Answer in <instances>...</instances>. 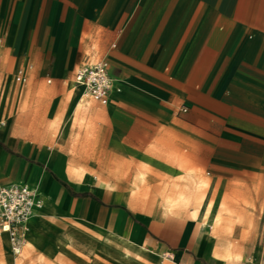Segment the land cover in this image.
Instances as JSON below:
<instances>
[{
  "label": "crops",
  "instance_id": "crops-1",
  "mask_svg": "<svg viewBox=\"0 0 264 264\" xmlns=\"http://www.w3.org/2000/svg\"><path fill=\"white\" fill-rule=\"evenodd\" d=\"M100 58L114 79L106 104L74 84L76 69ZM77 159L108 175L135 167L131 190L145 165L152 189L170 191L165 212L132 213L104 178L94 191L76 186L66 177ZM163 176L181 177L179 187ZM198 177L203 191H243L264 207V0H0V186L24 183L44 198L54 188L55 202L71 200L63 215L116 227L141 249L124 261L111 253L116 238L88 230L94 243L74 237L70 250L89 247L98 264H264L263 248L220 247L207 231L217 216L231 224L213 213L216 198L205 223L178 209L194 207L180 204ZM168 196L178 201L165 210ZM78 223L55 226L64 235Z\"/></svg>",
  "mask_w": 264,
  "mask_h": 264
},
{
  "label": "rangeland",
  "instance_id": "rangeland-1",
  "mask_svg": "<svg viewBox=\"0 0 264 264\" xmlns=\"http://www.w3.org/2000/svg\"><path fill=\"white\" fill-rule=\"evenodd\" d=\"M76 118L80 119L82 118V115L78 114ZM77 147H82L80 149L83 151L84 148L90 150L92 146L89 147V145L78 144ZM64 149L67 151V146H64ZM111 162L113 163V161ZM82 168L85 169L83 175L79 173L83 170ZM140 169H142V166ZM135 171L136 168L132 166L127 175H108L102 173L100 169L85 165L82 160L77 159L73 162V171H71L72 173H69L66 179L76 186L81 188H89L94 191L95 183L99 187H105L107 185V183L101 179L104 178L114 186V190L112 192H108L110 197L116 198L113 201L117 203H123L132 213L151 214L156 212L163 214L165 211L163 207H161V201L163 200V196L170 191L159 192L153 190L152 186L149 185L151 176L148 174L143 181L136 182L134 190H131V182ZM198 178H196L197 181L193 180L191 182L193 184V186H191L193 187V190L190 191V195L187 194L188 197L183 201L184 203L182 202L180 205H186L187 203L193 204L195 195L199 194H204V203L216 198L217 205L213 213H216L220 208L224 216L231 220L230 227H224L223 225L217 227L206 226L209 233L218 237V245L221 247L226 243H229L232 249L247 248L249 251L253 250L252 252H256L262 248L264 249V207H261L260 203H257V205L254 206L252 202L246 201L248 198H246L245 195L248 193L243 191H203V188H205L208 183L207 181H202L201 178ZM161 179L163 183H174L173 181L169 182L168 177L163 176ZM174 179H177V182L174 183V187H179L178 184H180L181 177H175ZM119 183H123V185H119ZM144 196L145 198H143ZM127 202H130V204L128 205ZM70 203L71 200L67 197H63L59 204L55 202L54 188L49 194L45 196L41 207L29 220L28 230L22 241L23 249L19 255H14L12 251L11 253L9 252V248L11 250L9 240L4 234H2L3 236L0 234V264H58L53 259V257L58 254L59 250L63 251V258L66 259L63 264H98L94 262L92 256L90 255H95V253L89 247L78 250V253L75 250H70V248L66 247L64 243L59 240L57 234L61 235V231L56 226L59 228H64L69 221H79L80 223L78 224H68L65 233L67 231H72L74 233L73 235H75L74 237H83L91 243H94V240L92 237H88V230L97 236H101L107 234V231L119 234L117 232V228L115 227L114 229L104 230L83 222L73 214L68 213L63 215ZM178 209L185 212L192 210V206L189 208L180 207ZM171 210L173 211L175 209ZM187 213L190 214V211ZM61 215L63 216L60 217ZM57 217L60 218L55 221V226L53 224V220ZM27 239L29 241H27ZM100 239L105 241L104 237H101ZM58 241H60L62 244ZM25 245L38 247L40 252L46 255L40 254L36 249L28 248ZM235 252H238V250ZM111 253L123 259L119 255V251H111ZM236 257L239 258L238 256ZM95 258L98 259V257ZM123 260L126 261L125 259ZM132 261L133 260L127 262ZM118 262V260L116 261L111 258L107 259V264H119Z\"/></svg>",
  "mask_w": 264,
  "mask_h": 264
},
{
  "label": "built area",
  "instance_id": "built-area-1",
  "mask_svg": "<svg viewBox=\"0 0 264 264\" xmlns=\"http://www.w3.org/2000/svg\"><path fill=\"white\" fill-rule=\"evenodd\" d=\"M16 81L24 82L20 71ZM74 84L82 88V95L100 104H106L114 79L109 73L108 61L100 58L85 63L74 72ZM43 202V195L36 188L24 183H11L0 186V230L7 234L11 251L21 252L26 221Z\"/></svg>",
  "mask_w": 264,
  "mask_h": 264
},
{
  "label": "bare ground",
  "instance_id": "bare-ground-1",
  "mask_svg": "<svg viewBox=\"0 0 264 264\" xmlns=\"http://www.w3.org/2000/svg\"><path fill=\"white\" fill-rule=\"evenodd\" d=\"M27 96V95H26ZM79 104V103H78ZM71 164V163H70ZM123 165V164H122ZM67 169V168H66ZM148 168L145 166L144 167V169H140V170H138V172H137V174H136V178H137V180L138 181H143L144 179H145V177H146V170H147ZM150 169V168H149ZM70 172L71 171H73V168H69L68 169ZM80 170V169H79ZM77 171V170H76ZM81 171V170H80ZM79 173H81L82 175L84 174V170H82L81 172H79ZM81 176V175H80ZM204 184V183H203ZM203 186V185H202ZM133 187V186H132ZM37 189V188H36ZM142 190V189H141ZM37 191L38 192H40L41 194H42V192L41 191H39L38 189H37ZM180 191V190H179ZM178 191V192H179ZM43 195V194H42ZM180 195V194H179ZM178 196V195H177ZM181 196V195H180ZM175 197H176V195H175ZM183 197V196H182ZM202 197H203V195H197V196H195V205H194V207L192 208V211H191V214L193 215V217H199V219L203 222V223H205L206 222V219H207V216H208V214H209V212H210V209H211V202H207V203H204V205H202L201 204V202H200V200L202 199ZM143 198H145V196L143 197ZM179 198V197H178ZM43 199H44V195H43ZM167 199V201L166 202H164L163 203V206L165 207V210H169L170 208L168 207V205H170V200L172 199L173 200V197L171 198V197H167L166 198ZM177 201H178V199L177 198H175ZM180 199H181V197H180ZM186 199V198H185ZM184 199V200H185ZM175 200V201H176ZM182 200V199H181ZM174 200L172 201V202H175ZM128 203V202H127ZM179 204H180V202H178ZM184 203V202H183ZM42 205V204H41ZM172 206V205H171ZM221 206V205H220ZM41 207V206H40ZM39 207V208H40ZM39 208H36L34 211H33V213H32V215L27 219V221H26V224H27V229H26V231L24 232V234H23V238H24V236H25V234H26V232H27V230H28V225H29V220H30V218L38 211V209ZM174 208V207H173ZM219 210V209H218ZM230 210V209H229ZM231 212V211H230ZM235 212V211H234ZM220 214V213H219ZM217 216V215H216ZM221 216V215H220ZM223 216V215H222ZM220 219L221 218H219L218 216H217V218L215 219V222H214V224L212 225V227H216V226H218L219 225V222H221L220 221ZM226 219H227V217H226ZM225 219V220H226ZM39 220V219H38ZM228 220V219H227ZM230 220V219H229ZM42 221V220H41ZM40 221V222H41ZM44 222V221H43ZM42 222V223H43ZM227 221H225L224 223L227 225L228 223H229V225L227 226V227H229L230 226V222H227ZM45 224V223H44ZM221 224H222V222H221ZM48 225V224H47ZM206 225V224H205ZM51 227V226H50ZM49 228V227H48ZM233 228V227H232ZM51 229V228H50ZM71 229V228H70ZM222 229V228H221ZM231 230V229H230ZM0 231H2V230H0ZM38 231V230H37ZM221 231V230H220ZM2 232H4V231H2ZM39 232V231H38ZM225 232V231H224ZM231 232V231H230ZM5 233V232H4ZM41 233V232H40ZM1 235H2V233H0ZM74 233L72 232V231H67L66 233H64V235H60V234H57L58 235V237H62L63 238V241L62 240H60L62 243H64V245L66 246V247H68V248H70V246H71V244L73 243V239H74V236L75 235H73ZM105 235H109V236H113L114 238H116L117 239V242L120 244V246H121V249H120V251H119V255L123 258V259H125L126 261H131V260H133L134 261V258H135V256H136V254H138L140 251H141V249L136 245V243H135V241L131 238H128V237H122V236H120L119 234H116V233H114V232H111V231H107V234H105ZM3 236V235H2ZM31 236V235H30ZM27 237V236H26ZM4 240V239H3ZM26 241V240H25ZM27 241H29L28 239H27ZM60 241H58V242H60ZM60 242V243H61ZM76 242V241H75ZM61 243V244H62ZM80 243V242H79ZM74 244V243H73ZM60 249V248H59ZM65 251V250H64ZM62 253H63V251H61V250H59V252H58V254L56 255V256H54L53 257V259L56 261V263H58V264H63L64 262H65V258H63V255H62ZM224 253V252H223ZM227 253V252H226ZM52 257V256H51ZM136 259V258H135ZM161 262V261H160Z\"/></svg>",
  "mask_w": 264,
  "mask_h": 264
},
{
  "label": "trees",
  "instance_id": "trees-1",
  "mask_svg": "<svg viewBox=\"0 0 264 264\" xmlns=\"http://www.w3.org/2000/svg\"><path fill=\"white\" fill-rule=\"evenodd\" d=\"M63 183V182H62ZM63 184H65V183H63ZM66 185V184H65ZM78 194H80V193H78Z\"/></svg>",
  "mask_w": 264,
  "mask_h": 264
}]
</instances>
